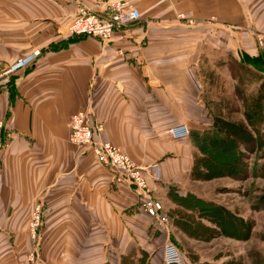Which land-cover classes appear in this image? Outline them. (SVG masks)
Returning <instances> with one entry per match:
<instances>
[{
    "label": "crops",
    "instance_id": "obj_1",
    "mask_svg": "<svg viewBox=\"0 0 264 264\" xmlns=\"http://www.w3.org/2000/svg\"><path fill=\"white\" fill-rule=\"evenodd\" d=\"M116 1L138 8L140 19L105 43L65 37L79 4L103 11ZM260 37L264 0H0V75L41 50L12 75L13 89L0 86V264H25L34 245L40 264H163L174 232L204 238L189 196L215 201L194 174L204 157L199 145L215 117L233 119L234 97L236 120L246 123L245 76L257 82L255 94L264 83ZM83 109L104 124L100 139L144 168L165 228L133 185L70 143V117ZM179 123L190 134L173 140L166 131ZM154 163L159 180L150 176ZM37 204L42 223L31 240Z\"/></svg>",
    "mask_w": 264,
    "mask_h": 264
},
{
    "label": "rangeland",
    "instance_id": "obj_2",
    "mask_svg": "<svg viewBox=\"0 0 264 264\" xmlns=\"http://www.w3.org/2000/svg\"><path fill=\"white\" fill-rule=\"evenodd\" d=\"M234 75L239 79L246 75V71L239 68L235 62ZM245 78L249 82L250 92L248 102H244L243 106H247L251 111L257 82L251 75ZM217 92L224 93L220 89H217ZM238 92L240 93L241 89H238ZM235 101L234 97L233 119L236 120L240 115V103ZM250 131L255 136L254 149H250L239 141L233 144L227 141L217 152L219 159L211 163L209 173H205L208 169L202 164L203 160L198 162V167L195 168L202 171V177L212 176L202 179L205 181L202 182V191L212 193L210 194L212 201L230 209L228 211L232 214L231 216L237 217L236 214H241L246 217L248 232H243L241 235L236 234V231L232 234L214 233L212 231L214 224L205 217H199L197 231L202 236L210 235L209 237L194 240L183 238L174 232L168 240L180 249L190 264L199 260L206 261V264H264V101L262 113L254 121ZM29 223L30 219L28 229ZM30 238L34 240L31 235ZM32 249L37 251L36 245L33 248L31 246L26 252L25 264H29L28 257L33 252ZM35 261L40 264L38 252H36Z\"/></svg>",
    "mask_w": 264,
    "mask_h": 264
},
{
    "label": "built area",
    "instance_id": "obj_3",
    "mask_svg": "<svg viewBox=\"0 0 264 264\" xmlns=\"http://www.w3.org/2000/svg\"><path fill=\"white\" fill-rule=\"evenodd\" d=\"M140 17L139 9L124 1L111 2L103 11H95L86 5L79 4L75 16L66 27L65 37H93L102 43L109 42L117 29L138 21ZM258 43L261 46L264 45V37H260ZM40 55L41 50L35 49L11 64L0 75V86H6L10 76L35 63ZM88 117L89 111L87 109L79 110L71 115L68 136L70 143L90 150L101 165L108 167L117 174L118 180L133 185L141 196V203L145 212L161 227L165 228L168 224V218L163 214L164 209L161 201L150 194L144 168L137 165L127 153L113 143L100 139L104 124L102 122L92 123ZM2 127L3 123L0 122V147L2 145ZM166 132L173 139H184L189 136L190 129L186 123H179L170 126ZM150 176L154 180H159L158 164L151 165ZM41 216V208L37 204L31 212L29 223V233L33 239L36 238L41 227ZM36 252L33 250L30 253L29 264H37L35 261ZM162 261L163 264H190L186 256L171 241H167L162 247Z\"/></svg>",
    "mask_w": 264,
    "mask_h": 264
},
{
    "label": "trees",
    "instance_id": "obj_4",
    "mask_svg": "<svg viewBox=\"0 0 264 264\" xmlns=\"http://www.w3.org/2000/svg\"><path fill=\"white\" fill-rule=\"evenodd\" d=\"M12 80L13 77L10 76L9 81L6 83V86L11 85L10 89L14 87ZM263 101L264 83L260 86V89L255 95L252 110L250 111L248 109V112H245L246 123L241 120H230L222 117H215L213 119L212 129L203 134L199 145L204 156L201 159L203 160L202 164L208 169L205 173H209V169L212 167L211 163L217 158L219 159L216 154L220 150V147L227 141H230L231 144L239 141L245 146H249L250 149H254L253 144L255 143V136L250 130L254 121L262 113ZM230 164H233V162H230ZM201 172L202 171L199 169L194 170V174L203 179L212 177L210 175L202 177ZM189 199L193 202V210H195L200 217H205L217 227L212 230H216L215 233L232 234L236 231V234L241 235L243 232H248V221L241 217L239 218L237 215V217L231 216L232 214L224 206L215 204L211 201H204L193 196H189Z\"/></svg>",
    "mask_w": 264,
    "mask_h": 264
}]
</instances>
